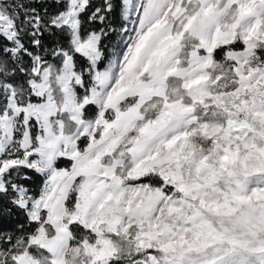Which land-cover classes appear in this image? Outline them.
I'll return each mask as SVG.
<instances>
[{
    "label": "snow or ice",
    "instance_id": "obj_1",
    "mask_svg": "<svg viewBox=\"0 0 264 264\" xmlns=\"http://www.w3.org/2000/svg\"><path fill=\"white\" fill-rule=\"evenodd\" d=\"M0 264H264V0H0Z\"/></svg>",
    "mask_w": 264,
    "mask_h": 264
}]
</instances>
